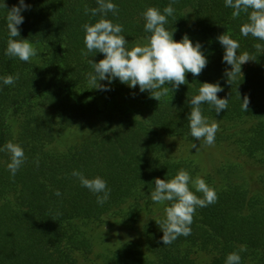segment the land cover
<instances>
[{"label":"trees","instance_id":"obj_1","mask_svg":"<svg viewBox=\"0 0 264 264\" xmlns=\"http://www.w3.org/2000/svg\"><path fill=\"white\" fill-rule=\"evenodd\" d=\"M111 2L118 12L104 18L123 25L129 50L150 36L144 11L155 7L163 13L171 3L175 12L167 30H175L176 41L186 34L199 42L208 63L199 76L187 73L178 89L166 84L170 91L159 101L119 79L99 81L107 90L92 89L88 61L99 62L104 54L82 55L83 25L101 18L90 11L97 0H25L30 7L21 12L20 38L41 49L38 60L28 62L6 55L7 9L19 0H0L7 5L0 7V148L11 141L25 154L13 177L10 154L0 151V264H197L198 252L211 255L210 264H225L240 245L247 246L239 252L240 264H264V50L254 47L264 41L241 34L248 15L233 17L225 0ZM224 33L239 43L238 55L248 52L254 60L230 84L225 70L231 65L223 62L217 39ZM17 74L14 84L3 83ZM204 82L219 83L218 98H228L219 114L201 105L209 123L219 125L211 146L191 137L187 119L189 102ZM245 95L247 112L241 107ZM69 131L86 136L64 147L60 141ZM207 147L223 156L210 153L204 165ZM180 169L192 180L203 178L218 199L196 209L189 236L163 245L155 220L165 218L171 202L155 203L151 192L156 178L172 179ZM74 170L105 180L109 199L98 204ZM189 188L202 198L191 182ZM116 222L139 225L138 239L112 241L106 228Z\"/></svg>","mask_w":264,"mask_h":264},{"label":"clouds","instance_id":"obj_2","mask_svg":"<svg viewBox=\"0 0 264 264\" xmlns=\"http://www.w3.org/2000/svg\"><path fill=\"white\" fill-rule=\"evenodd\" d=\"M176 0H172L175 3ZM98 7L91 9L93 16L101 14V18L94 24H84L85 31L84 43L87 51L82 50V55L87 57L89 53H103L104 58L99 62L88 61L94 69V73H89V84L92 89L107 90V86L100 84L99 81L107 80L109 84L115 79L130 88L139 86L141 92L148 91L150 97L159 101L162 96H166L170 91L166 84L171 85V90L178 89L180 85L186 84V74L199 76L206 67L208 60L203 54L199 42L193 44L185 34L180 41L173 39L174 31L166 28L168 17L175 12L170 3L163 9V13L155 7H148L144 13V29L150 33L147 42L137 44L130 50L126 47L129 43L125 36L121 35L124 31L123 25L115 24L104 17L108 12L116 15L117 6L111 0H97ZM225 5L234 9L233 17H239L242 12L248 15V21L244 23L240 32L243 36L251 35L254 38L264 41V0H225ZM7 9L6 3L0 5ZM30 5L25 4V0H19V6L13 5L7 9V28L9 39L7 41L6 55L19 58L21 61L28 62L31 57L37 54L36 49L28 39L20 38V29L24 21L21 12L28 9ZM89 9L85 7V14ZM19 37L20 39H14ZM224 48L223 62L231 65L230 70H225L227 82L235 81L238 76H242L241 66L249 61H254L248 52L237 54L239 43L232 39L228 34L217 37ZM62 47V46H61ZM258 50H264V45L255 44ZM63 48V47H62ZM19 79L9 75L3 78L5 85H12ZM223 91L219 83L204 82L199 88V94L190 100L191 111L187 117L190 127V135L195 140L206 145H213L215 134L219 129L217 121L209 123L208 119L202 115L201 105L207 103L211 105L215 112L219 114L221 110L228 107V98H218L217 93ZM240 98V96H239ZM249 97L245 95L242 100V110L247 112L249 109ZM192 148L199 150L197 144L193 143ZM0 151L10 154V163L7 168L14 177L18 169L25 162L23 148L11 141L7 142ZM72 175L77 177L81 186L97 194V203L103 205L109 199L110 189L107 182L99 176L89 179L79 171H73ZM195 187L196 192L202 193V198L197 196L189 188V183ZM102 193V195H100ZM59 196V190L55 193ZM151 199L155 203L171 202L166 206L165 218L155 220L163 232V245H169L179 236H189L191 234L190 225L198 207H206L217 202L215 190L197 176L194 180L185 169H180L174 178L166 180L156 178L154 180V190L151 192ZM247 250L246 245L239 246V252ZM239 252L228 254L225 264H240L241 257Z\"/></svg>","mask_w":264,"mask_h":264},{"label":"rangeland","instance_id":"obj_3","mask_svg":"<svg viewBox=\"0 0 264 264\" xmlns=\"http://www.w3.org/2000/svg\"><path fill=\"white\" fill-rule=\"evenodd\" d=\"M146 42L147 40L143 42H138L137 44L142 45ZM33 47L36 49L37 54L31 57L30 59L38 60L41 54V49L37 46H33ZM245 65H247V62L245 63ZM85 136L86 134L81 131H69L63 136L60 142L62 146L67 147V146L74 145L84 140ZM210 153H212V155L214 156L216 155V156L222 157L224 152H222L219 149L207 147L201 153V158L204 160L203 161L204 165H205V162L207 163V161H205L206 159L204 158L207 157ZM139 227H140L139 225L137 227L135 226L132 227L122 222H116L108 226V228H106V234L109 235L111 240L114 242L137 240ZM194 258L197 264H210L211 263V255H209L206 252H198L194 255Z\"/></svg>","mask_w":264,"mask_h":264}]
</instances>
